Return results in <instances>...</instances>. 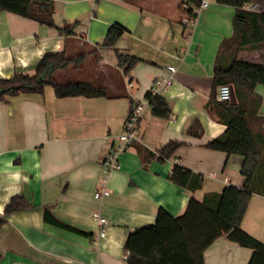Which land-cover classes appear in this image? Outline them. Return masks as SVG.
Returning <instances> with one entry per match:
<instances>
[{
  "label": "crops",
  "instance_id": "obj_1",
  "mask_svg": "<svg viewBox=\"0 0 264 264\" xmlns=\"http://www.w3.org/2000/svg\"><path fill=\"white\" fill-rule=\"evenodd\" d=\"M55 24L75 25L74 36L9 12H0V79L34 75L47 53L65 52L69 59L90 54L80 66L56 75L59 82H89L107 88L109 99H59L54 89L0 102V215L14 197L27 207L6 216L0 228V264H128L124 244L129 234L154 225L160 209L179 217L194 197L242 188L243 158L206 146L224 134L209 103L217 97L214 71L222 43L233 36L236 9L209 0L194 28L182 0H52ZM246 10L264 12V0ZM127 32L112 48H104L110 26ZM117 54L139 60L128 75L118 68ZM241 60L264 64V48L244 51ZM177 69L171 86L161 95L171 110L159 118L148 107L138 126V139L120 156V169L107 175L111 196L99 202L94 193L104 180V162L133 108L152 85ZM132 84V87L129 84ZM264 129V87H258ZM238 103V102H237ZM200 138L189 135L193 124ZM179 143L173 157L160 160V150ZM142 150V152H141ZM153 153L148 157L146 152ZM180 165L203 177L193 193L169 176ZM108 219L106 237L98 234L93 213ZM87 233L82 235L58 226ZM264 244V197L254 195L242 227ZM253 251L221 236L205 251V264H249Z\"/></svg>",
  "mask_w": 264,
  "mask_h": 264
},
{
  "label": "trees",
  "instance_id": "obj_2",
  "mask_svg": "<svg viewBox=\"0 0 264 264\" xmlns=\"http://www.w3.org/2000/svg\"><path fill=\"white\" fill-rule=\"evenodd\" d=\"M182 9L187 16L200 7L201 0H182ZM221 5L236 9L233 20V36L225 40L219 50L215 71V91L222 85L234 88L237 104L219 102L216 95L209 103L215 119L226 126L224 134L207 144L213 151L229 156L243 158L241 174L244 186L227 187L221 194H206L202 201L192 197L187 210L179 217L160 209L154 225H148L129 234L124 244L128 264H205L204 254L221 236L253 251L249 264H264V244L243 231L242 223L249 202L254 195L264 197V129L259 117L262 105L257 96L258 87H264V64L241 60L244 51L264 48V12L246 10L253 0H216ZM187 5V8H183ZM55 3L52 0H0V12H9L35 21L41 25L56 29L63 36H74L75 25L58 27L55 24ZM127 32L120 24L110 26L104 48H112ZM90 54L69 59L65 52L47 53L39 62L34 75L16 74L11 79H0V102L21 95L43 94L47 87L54 89L57 98L66 99L85 97L89 99H109L114 96L110 91L95 83H61L56 75L65 72L70 66H82ZM118 68L124 75L139 63L130 55L117 54ZM146 98H149L147 94ZM151 100L153 114L159 118H169L171 110L163 97ZM134 103V102H133ZM198 123L192 125L189 135L200 138L202 129ZM180 144L171 142L160 152V160L173 157ZM142 152V150H141ZM146 152V151H145ZM148 157L153 153L146 152ZM169 179L177 186L193 193L203 187V177L180 166H174ZM27 207L23 197H14L0 215V228L6 222V216L22 211ZM48 221L82 235L87 233L71 229L60 224L49 211ZM1 263V257H0Z\"/></svg>",
  "mask_w": 264,
  "mask_h": 264
},
{
  "label": "built area",
  "instance_id": "obj_3",
  "mask_svg": "<svg viewBox=\"0 0 264 264\" xmlns=\"http://www.w3.org/2000/svg\"><path fill=\"white\" fill-rule=\"evenodd\" d=\"M209 7V0H201L200 7L194 10L192 16H187L184 20V24L194 28L197 23V16L201 13L202 10ZM183 8H187V5H183ZM170 75L167 78H160L152 85L149 98H146L143 101H134L133 108L129 117L127 118L123 133L118 136V143L113 144L110 152L104 162V180L94 193V198L103 202L109 198L112 192L107 186V175L111 172L117 171L120 169V156L131 149L133 143L138 139V126L142 120L143 114L148 107H151V100L156 97H160L172 84L177 69L173 66L167 67ZM132 87V84H129ZM217 100L219 102H230L232 98V86L222 85L217 90ZM93 219L98 224V234L100 237H106V226L109 224L108 219L105 218L102 214L101 209H97L93 213ZM15 264H31L28 262H16Z\"/></svg>",
  "mask_w": 264,
  "mask_h": 264
},
{
  "label": "water",
  "instance_id": "obj_4",
  "mask_svg": "<svg viewBox=\"0 0 264 264\" xmlns=\"http://www.w3.org/2000/svg\"><path fill=\"white\" fill-rule=\"evenodd\" d=\"M231 104L236 105L237 104V97L234 88L232 87V98L230 101Z\"/></svg>",
  "mask_w": 264,
  "mask_h": 264
},
{
  "label": "rangeland",
  "instance_id": "obj_5",
  "mask_svg": "<svg viewBox=\"0 0 264 264\" xmlns=\"http://www.w3.org/2000/svg\"><path fill=\"white\" fill-rule=\"evenodd\" d=\"M88 60V59H87Z\"/></svg>",
  "mask_w": 264,
  "mask_h": 264
}]
</instances>
